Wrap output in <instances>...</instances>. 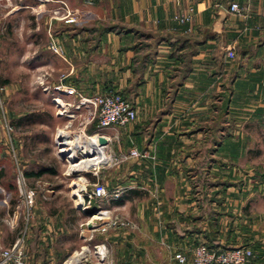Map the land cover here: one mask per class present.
Segmentation results:
<instances>
[{"label": "crops", "instance_id": "obj_1", "mask_svg": "<svg viewBox=\"0 0 264 264\" xmlns=\"http://www.w3.org/2000/svg\"><path fill=\"white\" fill-rule=\"evenodd\" d=\"M88 1L38 0V7L31 5L37 20L32 32L41 43L24 45L38 54L46 84L63 76L84 96L113 89L134 108L132 125L103 130L111 140L107 152L125 155L134 147L147 156L113 165L109 194L118 192V198L93 203L132 226L89 229L91 221L103 223L92 216L83 221L81 213L97 210L93 204L81 210L35 196L26 264H170L180 252L191 259L201 243L247 246L252 264H264V213L253 204L260 192L255 169L249 161L239 166L250 150L253 159L254 148H264V0ZM61 2L75 22L52 18ZM231 2L240 12L229 11ZM189 13L187 24L174 19ZM51 40L60 55L49 50ZM228 49L234 58L226 56ZM14 145L28 181L34 173L26 175L29 161L15 139ZM5 147L0 253L18 237L26 214L6 137ZM96 247H105V255Z\"/></svg>", "mask_w": 264, "mask_h": 264}, {"label": "rangeland", "instance_id": "obj_2", "mask_svg": "<svg viewBox=\"0 0 264 264\" xmlns=\"http://www.w3.org/2000/svg\"><path fill=\"white\" fill-rule=\"evenodd\" d=\"M31 5L38 7V0H0V148L6 150L4 120L9 119L15 129L12 137L21 146L19 153L22 158L29 161L25 168L26 172L36 173L41 167L54 170L53 174L45 173L31 177L27 181L28 187L34 190L37 199L50 205L69 203L79 206L84 198L81 196L84 192H80V189L89 193L93 184L100 182L109 191V183L112 184L114 179L111 170L113 164L104 162L74 168L73 164L78 160L72 162L67 159L71 152H59L57 142L61 140L60 136H58L59 140L56 139L57 134L63 133L64 140L74 141V147L80 144L76 139L74 140L78 134L80 120L71 122L63 117L56 119V109L39 85L38 77L41 76L38 69L39 60L35 56L38 54L28 51V46L24 45L31 39L37 44L41 43L37 32H32L37 20L33 16L35 12ZM28 116L36 120L35 125L28 123ZM93 132L94 129L87 128L85 134L91 136ZM79 149L77 148V151ZM253 153V159L250 157L252 156L250 150L249 154L239 162V166L245 168V162L249 161V165L251 164L255 169V186L260 192L255 194L256 202L253 204L255 212L262 214L264 213V148L256 147ZM86 157L88 156L80 157V160L87 159ZM19 167H22L20 162ZM107 170L111 171L104 173ZM93 203L94 201L91 204ZM97 208L98 206L93 204L91 210ZM81 215L83 221L92 216L88 213Z\"/></svg>", "mask_w": 264, "mask_h": 264}, {"label": "built area", "instance_id": "obj_3", "mask_svg": "<svg viewBox=\"0 0 264 264\" xmlns=\"http://www.w3.org/2000/svg\"><path fill=\"white\" fill-rule=\"evenodd\" d=\"M40 1L43 2L46 0ZM86 2L88 4L91 3L88 0H86ZM229 11L233 13L240 12L239 4L237 2H231L229 5ZM51 15L52 18L60 19L65 23H73L76 21V15H74L68 6L63 2L60 3L58 8L51 11ZM174 19L181 25L187 24L190 21V13L184 16H175ZM48 48L55 54L60 55L62 53L61 48L52 40L49 41ZM226 56L229 58H234L235 54L231 49H228ZM38 82L42 91L51 95V102L56 109L57 116L67 118L68 121L71 122L80 120L78 134L76 135V138H74V140L76 139L77 142L80 143L77 147H75L77 153V148L83 150L84 147L80 146H84V144L86 145L87 143L89 144L88 141L93 136L95 137L97 144H99L98 140L100 137H104L107 140V144L102 146L105 150L107 163L111 162L113 165H116L130 158H145L147 156L145 153H140L134 147L131 148L125 155L121 154L117 156L113 153L107 152V148L111 140L109 137L103 134V130L107 128L125 129L132 125L136 120V112L134 108L121 96V94L110 91L98 95L84 96L74 87L65 84V78L63 76L60 78L57 84L51 86L46 84L44 75L38 77ZM65 97H74L76 98V101L71 102L65 99ZM81 111L85 113L84 116L81 114ZM92 123H95L94 132L91 136H87L85 132L87 127ZM4 128L9 152L15 163V183L17 191L22 199L24 207L26 208V214L24 228L21 230L18 237L9 247L2 249L0 253V264H26L27 257L25 250V236L27 223L31 215V209L35 202V192L33 189L28 187L24 173L19 167L14 139L12 137L14 129L9 123L6 122V119L4 120ZM58 136L59 135L57 134L56 139L59 138ZM64 136L65 135H62L60 138L61 141L57 142L59 149L62 148L60 143L64 141L62 140ZM64 146L67 148L72 147L70 145ZM99 146L101 145L99 144ZM70 155L71 154H69V156ZM69 156H67V159L71 160L68 158ZM79 156H81V154H79ZM79 191L84 192L85 194H81L82 197L84 196V198H82L81 205H79L82 210L89 209L92 201H100L108 197L117 199L119 196L118 192L110 195L107 187L100 182L94 183L89 193L83 191V189H80ZM92 218L96 221L98 220L103 222L101 224H96L94 222L96 228L101 232H106L110 228H128L132 226L129 222L124 221L119 217L110 216L109 210L97 209L92 215ZM8 224H12L11 221L8 222ZM96 251L100 256H103L106 253L105 247H96ZM253 258L254 252L252 249L246 247H227L213 251L205 245H197L191 251V259H188L185 254L180 252L174 254L170 264H252Z\"/></svg>", "mask_w": 264, "mask_h": 264}, {"label": "bare ground", "instance_id": "obj_4", "mask_svg": "<svg viewBox=\"0 0 264 264\" xmlns=\"http://www.w3.org/2000/svg\"><path fill=\"white\" fill-rule=\"evenodd\" d=\"M63 134L59 135L60 138L62 137ZM63 139V138H62ZM64 140V139H63ZM89 144L87 143L86 145H81L80 147H84L83 150L79 149L78 153L75 150V147H73V141L72 140H64L63 142L60 143V146H64V145H70L72 146L71 148H60L59 152L60 153H65V152H70L71 151V155L68 157L71 160L70 161H76V159L78 160L77 162H74L73 166L75 167H80V166H88V165H93V164H98V163H104L106 162V157H105V150L103 149L102 146H99V144H97L95 137H91V139L88 141ZM77 154H81L80 157H84V156H88L86 157L87 159L84 160H80V157L77 156Z\"/></svg>", "mask_w": 264, "mask_h": 264}, {"label": "trees", "instance_id": "obj_5", "mask_svg": "<svg viewBox=\"0 0 264 264\" xmlns=\"http://www.w3.org/2000/svg\"><path fill=\"white\" fill-rule=\"evenodd\" d=\"M110 91H112V92H117V91H114L113 89H109L108 91H106V92H110ZM105 92V93H106ZM117 93H119V92H117ZM119 94H121V93H119ZM121 96L126 100V98L121 94ZM33 116V115H32ZM32 116H28L27 117V121H28V123L30 124V123H34V122H36V120L34 121L33 119H31L30 117H32ZM95 128V127H94ZM45 173H54V170L52 169V168H48V167H41L40 168V170L38 171V172H36V173H34V174H31L32 176H41V175H43V174H45ZM26 175H29V173L27 174L26 173ZM203 184V186H208L209 184H208V182H203L202 183ZM220 185H222V186H231L232 185V183H230V182H228V181H223V182H221L220 183ZM14 186H15V184H14ZM15 189H16V187H15ZM198 245H205V246H207L209 249H211V250H213V251H217V250H219V249H223V248H227V247H220V246H216V245H214V244H208V243H201V244H198ZM197 246V245H196ZM232 247H236V246H232ZM241 247H246V248H249V247H247V246H241ZM251 249V248H250ZM253 251V250H252Z\"/></svg>", "mask_w": 264, "mask_h": 264}, {"label": "water", "instance_id": "obj_6", "mask_svg": "<svg viewBox=\"0 0 264 264\" xmlns=\"http://www.w3.org/2000/svg\"><path fill=\"white\" fill-rule=\"evenodd\" d=\"M98 142H99V144H100L101 146H104V145L107 144V140H106L104 137H100L99 140H98ZM93 214H94V213H90V215H93ZM88 228H89V229L96 228L95 223L92 222V221L89 222V223H88Z\"/></svg>", "mask_w": 264, "mask_h": 264}]
</instances>
